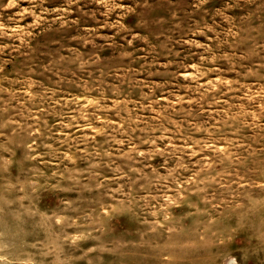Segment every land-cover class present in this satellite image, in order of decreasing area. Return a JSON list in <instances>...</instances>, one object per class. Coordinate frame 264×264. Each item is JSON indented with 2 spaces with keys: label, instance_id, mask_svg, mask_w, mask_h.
Listing matches in <instances>:
<instances>
[{
  "label": "rangeland",
  "instance_id": "rangeland-1",
  "mask_svg": "<svg viewBox=\"0 0 264 264\" xmlns=\"http://www.w3.org/2000/svg\"><path fill=\"white\" fill-rule=\"evenodd\" d=\"M0 264H264V0H0Z\"/></svg>",
  "mask_w": 264,
  "mask_h": 264
}]
</instances>
